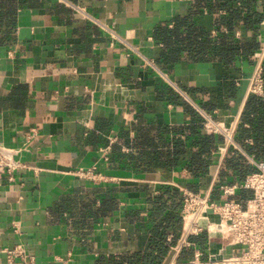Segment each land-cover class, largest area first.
<instances>
[{"label": "crops", "instance_id": "crops-1", "mask_svg": "<svg viewBox=\"0 0 264 264\" xmlns=\"http://www.w3.org/2000/svg\"><path fill=\"white\" fill-rule=\"evenodd\" d=\"M70 1L94 18L65 0H0V144L26 147L19 157L29 165L0 177V264H15L4 249L17 243L35 264H128L122 257L144 251L169 211L176 220L167 240L179 238L182 187H211L221 198L222 185L239 186L248 175L226 162L219 135L203 152L208 168L193 163L207 130L173 83L221 118L240 119L264 49V0H245L249 22L235 25L226 0ZM178 17L210 44L229 41L247 52L227 60L183 49L163 67L168 47L156 30L173 29ZM112 136L105 159L101 148ZM91 165L109 179L73 172ZM251 195L239 186L234 197L245 204ZM161 202L168 206L156 220ZM191 240L179 263L196 248L206 258L222 245L206 232Z\"/></svg>", "mask_w": 264, "mask_h": 264}, {"label": "built area", "instance_id": "built-area-1", "mask_svg": "<svg viewBox=\"0 0 264 264\" xmlns=\"http://www.w3.org/2000/svg\"><path fill=\"white\" fill-rule=\"evenodd\" d=\"M75 6L85 17L94 18L84 7L65 0ZM240 4V3H239ZM258 61L252 73L249 92L264 93L263 56L264 49L257 52ZM154 64V63H153ZM166 76V75H165ZM168 79V76H166ZM174 87L200 112L207 132L222 138L219 151L223 157H232L235 153L247 154L244 145L251 139L245 138L241 131V119L221 118L215 110H208L196 102L192 95L181 86ZM117 136L110 137V144L102 146L101 152L109 159L111 143ZM26 147L0 144V177L8 175L14 178L16 170L29 167L20 157ZM253 160V159H252ZM257 170L249 173L241 187L252 190V195L243 204L234 197L238 185H222L223 197L215 198L211 187L205 192L182 187L183 219L182 232L179 238L170 245L167 264H264V161H255ZM80 177L94 182L108 180V176L98 170L97 165L80 167L73 171ZM206 232L210 240H220L221 248L203 258V251L196 248L194 256L181 263L178 257L184 247L195 246L193 235ZM173 236L169 237L171 241ZM7 260L15 264H35L34 255H30L25 246L17 243L5 249ZM22 261H18L17 258Z\"/></svg>", "mask_w": 264, "mask_h": 264}, {"label": "trees", "instance_id": "trees-1", "mask_svg": "<svg viewBox=\"0 0 264 264\" xmlns=\"http://www.w3.org/2000/svg\"><path fill=\"white\" fill-rule=\"evenodd\" d=\"M225 2L226 5L232 7V25H235V23L241 24L242 21L244 23L249 22V17H243L242 14L245 0H239L240 4H238L236 7H234V5L231 6L230 0H226ZM184 25L186 26L185 29H188L186 34L185 31L182 30V26ZM202 33L203 32L197 30L194 24L188 25V20L186 17H178L176 26L173 29L167 28L166 26L159 27L156 30V36L164 41L168 49L162 51L164 61H161V59L159 58L160 61L158 62L161 63L163 67H165L166 63H168L169 65L172 64V62L177 60V58L180 56V53L183 49H187L195 57H198L201 54V56H203L207 52H215L217 55H220L222 58H226L227 60L232 59L237 52H240L242 54H245V52H247V48L241 46H232V43L229 41H223L219 45H212L210 44V40L208 39L209 37L204 38V34ZM200 35H202L203 39L199 38ZM184 40L186 41L185 45H179L180 42ZM194 111L195 114L199 116L203 124V117L196 107H194ZM240 119L243 124H247L241 126L243 135L245 136V138L251 139V142L247 141L244 145L247 154L239 153L238 156L234 154L232 157H226L225 160L230 165H234L235 168L239 169L242 173L249 174L257 170V166L255 165L253 160L264 161V96L254 92H250ZM191 129L192 133H197L199 131L197 125L193 126ZM213 136L214 134H209L207 131L205 132V134H200V154L198 158H195L193 160V163L198 164L200 167H202V170L209 165V155L203 156V152L208 151L207 149L213 143ZM214 147L216 149L217 145H215ZM175 193L178 192L175 191ZM167 206V204L162 202L160 204H155L152 209V217L158 220L159 215H161L167 209ZM165 219L167 223L164 224L162 222H158L154 225L152 236L150 237L148 246L144 251H138L131 255H128L127 257H122V260L123 258H126L128 264H160L163 260V255H166L169 252L170 245L177 240L175 237L170 242H168L167 240L168 232L170 229H172L171 223L176 220V213L169 211L166 214ZM111 260L112 263H117L121 259L116 256L111 257Z\"/></svg>", "mask_w": 264, "mask_h": 264}]
</instances>
